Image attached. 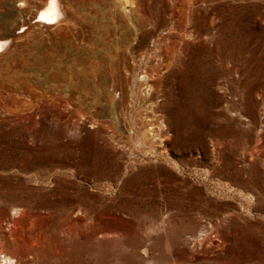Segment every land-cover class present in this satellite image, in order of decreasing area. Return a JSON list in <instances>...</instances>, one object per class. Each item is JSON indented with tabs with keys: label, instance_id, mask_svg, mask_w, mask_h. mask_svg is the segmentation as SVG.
I'll use <instances>...</instances> for the list:
<instances>
[{
	"label": "rangeland",
	"instance_id": "obj_1",
	"mask_svg": "<svg viewBox=\"0 0 264 264\" xmlns=\"http://www.w3.org/2000/svg\"><path fill=\"white\" fill-rule=\"evenodd\" d=\"M0 0V252L20 264H264V0Z\"/></svg>",
	"mask_w": 264,
	"mask_h": 264
},
{
	"label": "bare ground",
	"instance_id": "obj_2",
	"mask_svg": "<svg viewBox=\"0 0 264 264\" xmlns=\"http://www.w3.org/2000/svg\"><path fill=\"white\" fill-rule=\"evenodd\" d=\"M130 4V0L127 1ZM61 15V8L59 0H48L46 5L38 12L36 16L37 21H43L45 23H55L58 21ZM8 44L7 40L0 41V49L4 48ZM0 264H20L15 257L7 253L0 252ZM34 264V263H28Z\"/></svg>",
	"mask_w": 264,
	"mask_h": 264
}]
</instances>
